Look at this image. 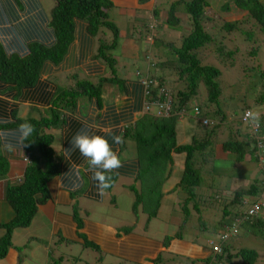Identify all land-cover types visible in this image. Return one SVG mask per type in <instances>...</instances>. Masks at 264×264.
<instances>
[{
	"label": "trees",
	"instance_id": "obj_1",
	"mask_svg": "<svg viewBox=\"0 0 264 264\" xmlns=\"http://www.w3.org/2000/svg\"><path fill=\"white\" fill-rule=\"evenodd\" d=\"M28 1L33 5L25 4L26 0H0V189L5 188L0 191V207H5V211L0 210V215L6 216V211L11 215L9 219L0 220V261L15 248L21 264L25 259L24 252L32 249L31 245L50 242L47 257L53 264H162L160 256L153 260L154 249L148 245L159 243L167 248L169 241L183 240L180 232L173 237L155 240L136 233L135 227L118 228L114 230V236L105 230L109 236L105 242L93 236L104 227L89 221L87 212L82 214L73 195L80 190L81 177H88L91 193H98V182L92 179L93 171L87 159L78 149L69 150L72 138L81 131L105 137L118 153L122 167L108 174L112 176V186L105 191H111L121 177L132 179L133 184L126 187L133 196L132 214L141 211L147 215L148 222L159 217L164 197L162 189L171 176L169 165L173 164V155H179L184 159L183 171L174 190L184 196L181 207L184 221L190 217V208L196 212L198 220H202L201 203L196 197L199 196L197 192L205 188L211 202L224 200L217 226L231 230L230 240L241 236V230L233 229L234 220L243 217L248 206L264 194V169L256 167L251 173L232 170L231 175L216 172L214 177L202 163H198V157L206 155L213 137L218 135L220 125L225 122L222 112L216 109L222 95L217 82L220 72L214 67L203 66L198 51L212 42L206 32V24L211 22L207 15L210 11V15L218 10L220 13L229 12V5L219 4L215 9L218 0H178L166 8V13L156 7L145 11L152 15L151 19L177 30L182 20L180 16L184 15L190 28L179 46H171L172 58L165 61L166 66L171 64L182 88L167 85L165 77L159 76L156 78L158 85L146 91L138 81L118 75L119 59L114 52L119 46L120 31L108 15L114 6L111 0H53L49 12L38 4L36 6L32 0ZM147 1L139 0V4ZM236 7L247 13L243 21H253L258 32L264 33V5L261 1L236 0ZM163 14L165 20L160 17ZM133 17L131 28L138 29L136 32L141 36L152 21L148 17ZM236 28L237 23L223 25V29L230 32ZM107 32L111 33L110 41ZM240 32L246 37L254 36L250 31ZM129 36L132 38V34ZM138 39L141 41V37ZM251 49L252 52L258 50L257 47ZM216 50L220 53L224 50L230 57L236 54V51L225 48ZM137 61V55L132 54V65ZM69 71L73 72L69 76L70 83L58 85L54 77ZM201 85L207 97L201 111L207 117L217 115L220 120L212 129L193 137L189 144L180 145L176 133L177 114L189 109L188 102L198 96ZM107 89L111 91L107 93ZM161 89L175 92L172 115L159 119L141 115L143 101L155 98ZM256 103L264 105V98L260 97ZM23 104H27L38 117L28 115L22 118L20 106ZM25 122L34 127V132L23 140V144H28L23 148L19 126ZM113 135L122 136L123 143H114ZM258 136L264 139L263 115L260 116ZM56 140L58 144H55ZM5 144L14 145L16 153L22 152L29 159L28 165L20 162L23 167L19 172L15 171L17 178L13 162L1 154ZM219 146L221 153L232 155L238 166L259 163L255 142L248 137L239 140L230 135L229 140ZM220 160L226 161V156ZM214 164L217 166L218 162ZM73 170L78 171L80 178L75 176L71 181L67 180ZM61 177L70 188L73 187L72 191L66 190L70 212L53 210L47 213L45 206L48 204L64 206L56 203L53 196L54 184L61 181ZM235 180L241 184L234 183ZM55 214L62 216L60 222L66 225L67 235L59 229L47 241L29 236V241L22 247L14 246V233L32 228L38 215L53 231ZM256 224L263 228L258 229L259 233L264 234L263 222L259 220ZM69 238L81 241L77 254L54 251L61 244L68 248L72 244ZM135 239L137 248L122 247L120 254L113 250L115 241L132 242ZM223 247L219 260L233 264L240 258L241 264H256L258 254L254 250L235 249L230 244ZM200 260L203 264L209 262V258Z\"/></svg>",
	"mask_w": 264,
	"mask_h": 264
},
{
	"label": "rangeland",
	"instance_id": "obj_2",
	"mask_svg": "<svg viewBox=\"0 0 264 264\" xmlns=\"http://www.w3.org/2000/svg\"><path fill=\"white\" fill-rule=\"evenodd\" d=\"M52 1L53 0H42L44 10L46 12L53 7ZM177 1L178 0H148L144 4L140 5L139 0H112L114 6L108 12L110 20L118 27L121 35H125L126 38L130 39L131 37L129 35L132 34L133 38V41H127L125 39L121 40L127 45L125 55L120 56L121 51L118 49L114 52L115 56L118 54L119 61L117 70L120 77H129L128 74H130L131 70L129 67L131 56L132 54H138L136 49L140 45V41L138 39L140 38V35L136 32L138 29L133 30L131 28L133 24L132 22L134 21L133 16H138L140 19L148 17L152 21L151 23L157 25V28L152 33H146L145 28L142 35L146 40L147 37L153 35V41L151 44L159 47L158 55L153 53L154 47L152 48V46L147 54L151 63L153 62L159 65L153 67L152 77L156 79L159 78V76H164L167 85L171 84L172 87L182 88V86L178 83V77L171 68V64L166 66V63L162 61L171 60V46H179L182 38L188 35L190 28L188 23L185 21L186 18L184 15L180 16L182 20L179 24L180 29L177 30L176 28L169 27L164 22L162 23L159 20L151 19L152 15L145 13V11L149 12L153 7L162 9L161 12L166 13V8ZM259 1H261L264 5V0ZM224 3L229 5V12L220 13L218 10V13L210 15V11L209 15H207V17L211 19V22L206 24V32L211 36L212 42L198 51V59L203 66L214 67L220 72L217 82L222 89V95L216 105V109H219L222 112L225 122L220 125L217 131L218 135L213 137V144L207 150L206 155L198 157V163H202L206 168V171H210L211 175L214 177L216 172H224L227 175H231V165L226 163L222 165L218 162V165L216 166L212 163V161L214 162L215 156H227L221 153L219 145L222 142L229 140L230 133H234V135L237 136L236 132L243 131V127L240 125L239 119L241 114L248 111L244 107L247 106L250 108L249 110L256 111L264 115V105L256 103V100L260 97L264 98V33L258 32V26H256L253 21H243V17L244 15H247V13L240 11L236 7V0H218L215 2L216 7L214 8L216 9L219 4ZM160 17L162 20H165L166 15L163 14L160 15ZM223 22L237 23L236 30L232 32L224 30ZM150 28L154 29V25L151 24ZM240 31H250L254 36L246 37ZM109 36L110 34L107 33L106 37ZM110 39L111 38H108V40ZM253 47H257L258 50L252 52L251 48ZM218 48H225L227 51H236V54L234 53L235 55L230 57V55H226L224 50L221 53L218 52L219 50H216ZM162 67L167 72H163L161 70ZM125 69H127V72ZM72 73V71H69L56 75L54 80L58 85H68L70 83L69 76L72 75ZM145 73L146 71L143 72L144 75ZM170 92L172 93V91ZM198 92L197 99L192 101L191 106L194 104H200V107L202 108L204 107L202 104L206 101V93L202 85L199 87ZM172 95L174 99L175 92H173ZM152 104L157 106L156 113L155 110L151 108ZM167 113V105H161L154 100L147 105H142L141 115L148 114L154 119H159V116L160 118H168L169 116H167ZM28 115L35 118L38 117V114H34L30 111V107L27 104L21 105L20 116L22 118H26ZM211 119L217 124L220 117L213 114ZM189 122L192 124L190 119ZM212 127L206 128L203 126V128H206L207 130L212 129ZM199 130L201 129L199 128ZM193 135L194 133H191V135H189L188 138L183 139V141L190 143ZM181 140L182 136L178 134V141ZM55 144H58L57 140ZM175 156L178 155H173V164L174 159L176 158ZM173 164L171 166L169 165L170 169H172ZM256 167L258 169H264V162L259 165H255L253 163L251 164L250 169L254 168L255 170ZM83 175L84 174H82V176ZM81 179L82 182L78 186V189L80 190L73 194L75 196L74 203H78V206L82 210V214L84 212L89 214V221L100 224L103 227L113 228L115 230L122 227H135L134 231L136 233L143 234L146 237L153 238L155 240H163L166 236L173 237L180 232L184 241L203 248H206L207 241L215 240L217 238L219 231L217 222L220 219L219 210L222 207L224 200L220 203L217 201L216 203L211 202V199L207 197L205 188L199 190V196L196 197L199 203H201L199 207L201 210V221L198 220V215L196 212L194 213V210L191 208L190 217L184 221L181 214V207L184 200L183 194L177 193L178 191L174 189L171 192L166 193L168 192V189H164L163 187L162 192L166 193V195L163 197V199L165 198L164 201L163 199L161 201V211L159 212V217L157 219H151L150 222H148V217L143 212L139 211L137 215L131 213L133 196L129 190L126 189V187L133 184L132 179L123 177L119 178L113 189L107 192L104 191L103 195H100L99 193H91L92 189L90 187L88 177H81ZM175 194L176 196H174ZM212 200H214V198ZM111 201H113V203H111ZM205 202H207L205 206L207 210L205 208L203 209ZM248 207L250 208L251 205ZM49 208V212L53 210L70 212V208L62 206L54 207L52 204L45 206V210ZM0 210L5 211V207L1 206ZM10 217V212L6 211V216L5 214H1L0 220L5 218L9 219ZM259 220L263 222L264 226V211L257 216L255 215L254 217H251L248 224L243 222L242 235L236 239L228 241L227 244L234 245L235 249L248 248L255 250L258 253L257 264H264V238L261 237L264 234L259 233L258 231V229L263 228L256 224ZM178 222L179 225H177ZM33 223L35 225L32 228L22 230V235H24V237L35 236L45 241L49 240L47 238H50L51 231L50 227L47 225V221L38 215ZM180 225L181 231H179ZM251 225H255V228H251ZM255 232L257 235L254 234ZM169 243H171V241H169ZM48 245H50V242L42 243V245L37 244L31 245V247L29 246L30 248L35 249L36 252L33 259H31V262L28 264H41L43 258H40V256H47V250L49 251ZM182 248L183 247L178 248V253L184 254L185 251ZM54 251H59L60 254L67 253L69 255L77 254L78 252L75 247L66 248V244H61L55 247ZM177 258L178 257L176 256H171V261L170 258L165 256V258H163V264H179L177 263ZM180 259L183 260L180 264H191L193 262L192 260L184 258Z\"/></svg>",
	"mask_w": 264,
	"mask_h": 264
},
{
	"label": "clouds",
	"instance_id": "obj_3",
	"mask_svg": "<svg viewBox=\"0 0 264 264\" xmlns=\"http://www.w3.org/2000/svg\"><path fill=\"white\" fill-rule=\"evenodd\" d=\"M151 24L154 25V29L150 28ZM156 28H157L156 24L150 23L148 25V30L146 31V33L147 32L152 33L154 32ZM109 34L110 36L107 37V39L112 38L111 33ZM142 34L140 36L141 37L140 45L136 49L138 53L136 54L138 57V61L133 65L130 62L129 67L131 68V70H130V74H128L129 77H124V78L129 79V80L138 81V83H140L144 87V90L148 91L150 87L158 85V83L156 82V79L155 78L152 79V69L154 66H159V65L153 62L151 63L147 54H148L149 49L152 46V48L154 47L153 53L158 55L159 47L157 45L151 44V42L153 41V35L150 37H147V40H146L144 39V36ZM119 36H120V39H119L118 50L121 51L120 56H123L125 54L121 48V45L123 44L124 41L122 42L121 40L122 39L129 40V39L126 38L125 35L120 34ZM130 40L133 41V38H131ZM165 61H162V62H165ZM125 70L127 72V69ZM161 70L163 72H167L163 67L161 68ZM144 71H146L145 75L143 74ZM107 88H110V87H107ZM108 91L110 92L111 90L107 89V93H109ZM196 99L197 97L188 102V106H189L188 110H181L177 114V122H176L177 141H178V134H179L177 130V124L180 119L188 118L195 124L196 129H197L196 130L197 135L196 134L193 135L192 138L200 135V133L204 132V130H207L206 129L207 127L216 126V122H214L211 119V117L205 116V114L201 111L200 104H194L193 106H191L192 101ZM153 100L157 101L161 105L166 104L167 110H168L167 116L170 117L172 115L174 99H173L172 93L168 89H161L158 92V95L155 96V98L144 100L143 104L147 105ZM202 106H204V104H202ZM151 108L154 109L156 113L157 106L152 104ZM246 110H248L249 112L246 111L247 113L245 112L241 114L240 119H239V123L243 127V131H242L243 136L250 138L251 141H254L257 150L259 149L257 139H259L264 149V139L258 136L259 128L257 132L254 135H252L248 130V125L244 123L242 120L244 116V119L246 122H251L258 126L259 121H260V116H262L263 114L256 112V111L249 110V109H246ZM203 126H205L206 128H203ZM199 128L201 130H199ZM19 132L21 134V144H22V147L24 148L28 144H23V140H26L34 132V127L30 123L25 122L19 126ZM113 141L116 144H121L123 143V137L113 135ZM178 144L184 145V144H189V143L187 142L184 143L181 140V141H178ZM70 145L71 146L69 150L78 149L81 155L87 159L89 168L90 170L93 171L92 179L98 182L97 183L98 193L100 195H103L104 191L112 186V183H111L112 176L108 174L122 167V163H121L118 153L113 149L112 145L109 143L108 139H106L105 137L101 135H90L88 132H84V131L78 132L72 138ZM4 149L7 152H14L15 146L11 144H5ZM20 153L22 154V157H21V160L23 161L22 163H25L28 165L29 159L25 158L22 152ZM263 162H264V156L260 158L258 165L263 164ZM212 163L214 162L212 161ZM4 190L5 188L0 189V191H4ZM259 201L262 202V207H261V210L255 215L257 216L264 211V194H263L259 200L251 204V207L247 209L243 217L234 220L235 221V225L233 226L234 231H237L238 229L242 231L243 222L246 221L247 223H249L250 218L255 216V215H250L249 211ZM218 229L219 231H218L217 238L215 240L207 241L206 248L202 247L205 253V256H206L203 259L209 258V262L206 264H230V263L225 262V260H219V257L222 254V249L224 248L223 246L226 245L228 241H230L232 232L231 230L227 228H225L224 230L220 228ZM243 249H248V248H243ZM248 250H253V249H248ZM257 262H258V258H257L256 264ZM191 264H203V262H201V260H198V261L194 260ZM233 264H241L240 258H238L237 260H234Z\"/></svg>",
	"mask_w": 264,
	"mask_h": 264
},
{
	"label": "crops",
	"instance_id": "obj_4",
	"mask_svg": "<svg viewBox=\"0 0 264 264\" xmlns=\"http://www.w3.org/2000/svg\"><path fill=\"white\" fill-rule=\"evenodd\" d=\"M32 1L34 2V4H36V6L39 5L40 8L44 7L42 0H32ZM30 3H32V2H29L28 0H26V2H25V4L33 5V3L32 4H30ZM121 48H122L124 54H126L127 45L125 44V42H123V44L121 45ZM195 128H196L195 124L193 122L191 124L189 122L188 118L179 120V122L177 124V130H178V133L182 136V142L185 143V141H183V139L188 138V136L191 135V133H194V135H195V133H196L195 130H197ZM236 134H237V136H233L234 134L232 135V133H230L232 138H237L239 140L244 138L242 132L238 131V132H236ZM1 154H2V156L7 157V159H9L13 162L14 176H15V178H17L18 175L15 174V171L19 172L20 169L22 170V165H21L22 163H20V162H22V160H21L22 154L20 152L16 153V150L14 152H7V151H5L4 148L1 150ZM175 157L176 158L174 159V164H173V167L171 169L170 179L164 185V189L165 188L168 189V192H166V193H169L174 189V187H175L174 185H175L176 181H178L179 176L181 175V173L183 171V157L179 156V155L175 156ZM221 158H222L221 156H215L214 162H220V164H222V165L225 163L229 164V165H231V170L240 171V172L242 171L244 173L245 172L251 173V171L254 169V168L250 169L251 165L249 166L246 163L242 164L241 166L236 165L235 162L233 161L234 160L233 156H226V161L220 160ZM253 172H255V171L253 170ZM75 176L78 177V171L77 170H73V172L70 174V177L67 180L71 181ZM78 178H80V177H78ZM60 180L61 181H58L54 184L53 196L55 199H57L56 203H58L59 205H64L62 207H67L69 205V202H67L66 197L68 196V191H72L73 187L70 188L69 183L66 182V180L65 181L62 180V177ZM234 183L241 184V181L235 180ZM66 190H68V191L66 192ZM166 193H164V196L166 195ZM174 196H176V194ZM59 199L61 200V202ZM164 199H163V201H164ZM166 200H172V199H166ZM67 208H69V207H67ZM49 210H50V208L46 209L45 211L47 213H49ZM59 211H62V210H59ZM55 216H56L55 217L56 219L53 222V231L51 230L50 237L53 236L54 235L53 233H56V231L59 229L67 235L68 232L66 230V228H67L66 225H63L60 222L62 216L59 214H57V215L55 214ZM97 225H100V224H97ZM100 226H102V225H100ZM105 230L110 232L114 236V230L115 229L109 228V227H104V229L100 233L95 232L93 236H95L97 239L104 240L101 242H105V241H107V240H105L106 238L109 239V236ZM21 232L22 231H16L14 233L13 244L15 247H22V245L25 242L29 241V238H28L29 236L24 237V235H22ZM69 240L72 242L73 245L69 244L68 248L75 247L77 249V251L79 252V250L81 248V246H80L81 241L78 240V242H75L77 240L73 239V238H69ZM113 240H115V239H113ZM150 245L154 249V253L157 254V255L153 256V258H154L153 260H157V258L160 256L162 264L164 263L163 258H165V256L167 258H170L171 261H172L171 256L178 257L177 263H179V264L183 262V260H181L180 258H184V259H188V260H192V261H194V260L198 261V260L206 257L202 247L194 245V244L189 243V242H186L184 240L173 241V242L168 244L167 248H164L159 243H155V244L151 243L148 246L150 247ZM122 247L137 248L138 246L136 244V239L132 242H126V240L115 241L114 245H113V250L115 251V253L120 254V250ZM179 247H183L182 249L185 251V252L183 251L184 254L178 253ZM35 252L36 251L33 248L30 250H26L24 252L25 259L22 261L21 264L30 263L31 259H33ZM18 256H19V253H18L17 249H15V248L10 249L7 258L0 261V264H20V263H18ZM40 258H43V261L41 262V264H53L52 261H50L47 256H44V257L40 256ZM68 264H71V263H68Z\"/></svg>",
	"mask_w": 264,
	"mask_h": 264
},
{
	"label": "built area",
	"instance_id": "obj_5",
	"mask_svg": "<svg viewBox=\"0 0 264 264\" xmlns=\"http://www.w3.org/2000/svg\"><path fill=\"white\" fill-rule=\"evenodd\" d=\"M247 112H248V111H247ZM247 112H246V113H247ZM242 120H243L244 123H246V124L248 125V130H249V132H250L252 135H254V134L257 132V130H258V128H259V125L257 126V125H255L254 123L246 122L245 119H244V116H243ZM257 142H258V148H259V149H258V154H259L260 158H262V157L264 156V149H263V147H262V145H261L259 139H257ZM261 207H262V202H261V201L257 202V204H255V205L250 209L249 214H250V215H255V214H257V213L261 210Z\"/></svg>",
	"mask_w": 264,
	"mask_h": 264
}]
</instances>
